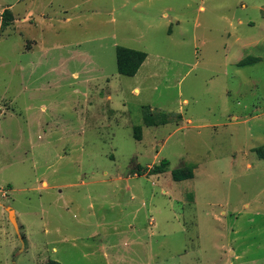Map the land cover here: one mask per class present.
Here are the masks:
<instances>
[{"label": "rangeland", "instance_id": "obj_1", "mask_svg": "<svg viewBox=\"0 0 264 264\" xmlns=\"http://www.w3.org/2000/svg\"><path fill=\"white\" fill-rule=\"evenodd\" d=\"M263 144L264 0H0V264H264Z\"/></svg>", "mask_w": 264, "mask_h": 264}, {"label": "trees", "instance_id": "obj_2", "mask_svg": "<svg viewBox=\"0 0 264 264\" xmlns=\"http://www.w3.org/2000/svg\"><path fill=\"white\" fill-rule=\"evenodd\" d=\"M13 19V13L11 9L7 8L3 13V21L2 25H6L9 20ZM148 54L145 51L137 50L134 48H129L126 46L118 45L116 47V58H117V70L118 73L125 76H135L142 64L145 62ZM259 57H246L238 62V65L243 66L247 64H252L259 61ZM146 123L149 125L154 124H166L168 122V117L166 114H162L161 119H153L148 115L145 117ZM135 137L139 140L142 139V128L140 126H136L135 128ZM254 151L257 155L264 159V144L257 146ZM170 161L167 158H164L160 161L159 164L154 165L151 169H149L150 174H159L166 172L168 170ZM197 166L195 164H185L179 168H176L172 171V176L175 180L181 181L193 178L195 176V168ZM145 170V169H144ZM142 173V172H141ZM45 264H61L59 261L50 259Z\"/></svg>", "mask_w": 264, "mask_h": 264}, {"label": "water", "instance_id": "obj_3", "mask_svg": "<svg viewBox=\"0 0 264 264\" xmlns=\"http://www.w3.org/2000/svg\"><path fill=\"white\" fill-rule=\"evenodd\" d=\"M8 213H9V218L12 221L13 225L15 226L17 231H19V224L17 220L16 211L12 207H8Z\"/></svg>", "mask_w": 264, "mask_h": 264}, {"label": "crops", "instance_id": "obj_4", "mask_svg": "<svg viewBox=\"0 0 264 264\" xmlns=\"http://www.w3.org/2000/svg\"><path fill=\"white\" fill-rule=\"evenodd\" d=\"M10 7H11V5H10ZM31 13H32V11L29 12V14H31ZM136 90H138V89H136Z\"/></svg>", "mask_w": 264, "mask_h": 264}]
</instances>
